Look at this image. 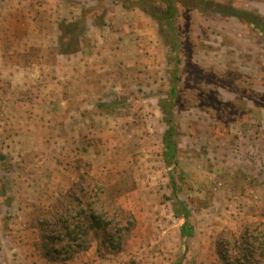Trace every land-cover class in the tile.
<instances>
[{
  "label": "rangeland",
  "instance_id": "1",
  "mask_svg": "<svg viewBox=\"0 0 264 264\" xmlns=\"http://www.w3.org/2000/svg\"><path fill=\"white\" fill-rule=\"evenodd\" d=\"M116 7L149 19L153 34L117 46L127 23ZM228 7L258 24L222 16ZM0 24V258L264 264V0H0ZM79 41L104 67L87 80L88 100L99 89L100 101L84 108L64 103L69 81L63 92L55 84L68 66L57 56ZM88 204L106 219L113 205L133 215L122 249L92 228ZM69 219L79 243L66 236Z\"/></svg>",
  "mask_w": 264,
  "mask_h": 264
},
{
  "label": "crops",
  "instance_id": "2",
  "mask_svg": "<svg viewBox=\"0 0 264 264\" xmlns=\"http://www.w3.org/2000/svg\"><path fill=\"white\" fill-rule=\"evenodd\" d=\"M54 3H56V1ZM44 7L47 10V5H44ZM115 10L119 14H121L122 16H125L124 20H125V23H127L124 26V29L126 31H120L119 30V37L123 38L122 39V43L120 42V43L116 44L119 47H121L123 44H125V42H126L125 38L127 37L128 33H129V36L132 37L131 39L134 38V40H135V39H137V35L138 34H140V35L145 34V33L153 34V32L156 29L154 27V25L151 23V21H149V19L146 20L145 18L141 17V15L138 14L137 11H135V10L123 9L124 12H125L124 14L122 13V11L120 10L119 7H116ZM33 14H35V13L32 12V15ZM41 14H43V13L41 12ZM109 17L111 18V11H108V13L106 15L104 24L102 25L103 28H109V27H107V24L109 23V21H110V23L113 22V21H111V19L109 20ZM127 18H129V19H127ZM15 23L13 21L3 22V24L6 25V28L8 29V32L10 34L9 37H8L9 39L18 38V37H15V34H14L15 33L14 24ZM21 24L26 26L29 30H31L32 33H33V29L38 27V22L34 21V19H29L28 21L22 22ZM130 26L132 27V29H130ZM44 28L50 30V29H52V24H50L47 21L46 24L44 25ZM127 31H132L133 33L132 32H127ZM46 37H47V34L45 36V39H47V41H49L50 36H48L47 38ZM19 39L21 40L22 38L19 37ZM151 39L152 40L154 39L153 36L151 37ZM119 41H121V39ZM79 42H80L79 51L73 52V53H69V54H62L61 53V54H59L57 56L58 59H61L64 56H66L65 60H59V61H60L61 64H63V65L67 64L68 66H66L65 69L63 67H61L62 65L61 66L59 65V68L56 67V69H58L60 74H58V76H56V77H58V79L55 80V84H56L57 88L58 89L60 88L61 92H63V83L65 84L66 81H69V83H66V85H68L67 90H64V92H63V95L66 98V101L64 100V103H68L69 104V103H74L75 101H78L79 106L84 108V107H88V106L92 105L91 103L95 104V103H97V101H100L99 99H97V97H99L101 95V92H100L99 89H97V87H98L97 85H95V88L97 90H96L95 95H94V100L92 102L88 100L87 97L92 92H91V88H90L87 80L97 76V74H96L97 68L102 69L104 67H103V65L102 66H96L92 62H90L91 60L88 59L87 56H85L83 54V52L81 51L82 42L81 41H79ZM98 43H101V42L99 41ZM120 56H122V55H120ZM121 58H122L121 60L123 61L124 60L123 56ZM102 59H103V55L101 54L98 57V60H102ZM60 71H62V72H60ZM102 71H101V73H102ZM98 78L101 80L100 82H102V79H101L102 76H100ZM96 82L98 83L97 80H96ZM59 84H61V85L59 86ZM100 89H101V87H100ZM68 91H70V92H68ZM71 93H72L73 97H72V100H69V95L71 96ZM60 100H61V98H60ZM10 233L13 234V232H10ZM7 254H9V257H10V260H9L10 264H20L22 262H23V264H25L27 262V261L25 262L24 258L22 260L19 259L18 257H16L10 251H8ZM0 264H7L3 257L0 258ZM28 264H31V263L28 262ZM38 264H41V262H38ZM42 264H47V263L46 262H42ZM65 264H94V262L92 260L89 263L88 261H84V260H80L79 261L77 259L76 261L68 262V263H65Z\"/></svg>",
  "mask_w": 264,
  "mask_h": 264
},
{
  "label": "trees",
  "instance_id": "3",
  "mask_svg": "<svg viewBox=\"0 0 264 264\" xmlns=\"http://www.w3.org/2000/svg\"><path fill=\"white\" fill-rule=\"evenodd\" d=\"M214 5L216 7L215 8L216 13H218V7L219 6H218V4H214ZM227 9L228 10L225 13L221 14L222 16L238 17L239 19L249 21L253 25L258 24L257 22H255V20H253L251 18L252 16L250 14H246V12H239L238 10H236V8H233V7H228ZM175 12H176L175 6L173 5V3H170L163 15L165 17H167L170 21L173 19ZM81 24H83V21H80V20L71 22L69 24V26L67 27V30L68 31L72 30V29L75 30ZM263 30H264V28H263ZM78 44L79 45L77 46V48H75V50H73L71 52L66 51L62 54H69V53L79 51L80 42ZM164 112H166V114H170L168 110H164ZM172 135H173V125H172V120H170L168 123V130L163 137L164 148H165L164 154H165V158L168 160L169 164H171V160L176 158V155H177V145L172 140ZM91 207H92V204H88V208L90 209L89 210V217H90V220L92 221V224H91L92 228L103 231L106 238H108V241H110V243H112V244L116 243V247H119V249H122L123 242L126 240V238L131 233L132 229L135 226V220H134L133 215L131 213L125 212L120 207L113 205L112 207H113V211L115 213V216L110 218V219H106V216L96 215L95 211H93L91 209ZM117 217H120L119 220H116ZM184 218L186 220L188 219L187 216H185ZM69 221L71 222L70 219L62 221L63 222L62 225L65 227L64 229L67 233L66 236L68 237V239L70 241H72L74 243H79L81 241V239L84 238L82 235L77 234L78 233L77 231H80L79 230L80 228L75 226V228H74L75 230H70L67 226ZM121 227H125V228L122 229ZM187 227H188L187 224H185V227L182 228L181 233L184 237H192L193 236L192 230H188ZM112 230H115V233L112 232ZM76 245L78 248L81 247L80 246L81 244L80 245L76 244ZM69 259H70V256H66L64 258V261L69 260Z\"/></svg>",
  "mask_w": 264,
  "mask_h": 264
}]
</instances>
